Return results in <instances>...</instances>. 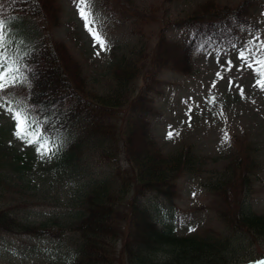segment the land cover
<instances>
[{"label": "trees", "instance_id": "16d2710c", "mask_svg": "<svg viewBox=\"0 0 264 264\" xmlns=\"http://www.w3.org/2000/svg\"><path fill=\"white\" fill-rule=\"evenodd\" d=\"M176 1L180 0H163L165 4ZM257 2L239 0L228 5L204 0L189 13L159 25L145 55L121 59L113 66L115 86L110 94L90 90L80 61L64 41L53 36L62 20L60 0H0V15L8 22L14 40L12 55H23L21 72L30 80L11 94L19 93L40 120L41 131L62 145L47 158L53 171L73 184L87 185L81 187L74 216L55 226L23 220L0 203V235L59 240L71 233L77 242L68 264L261 262L264 215L251 211L244 200L250 174L258 167L248 147L240 148L233 137L237 150L226 166L231 176L218 189L213 186L221 203L219 220L224 223V233L211 242V229L179 235L173 224L180 196L178 180L184 172L195 169L192 146L183 145L172 157L151 134L160 74L167 70L193 74L198 54L240 47L245 32L252 27ZM133 4V0H106L116 21L136 20L143 14L151 24L154 14L144 13ZM119 13H123L121 18ZM29 20L38 21L36 28L27 26ZM171 29L182 31L183 40L169 37ZM19 38L25 41L16 54ZM140 77L143 83L137 92ZM2 120L0 115V125ZM37 156L33 145L20 149L0 136V163L18 169ZM87 161H96L100 170L90 175ZM6 173L0 172V181ZM151 198L161 205L153 204ZM236 235L246 241V246L239 239L233 240ZM253 243L256 251L251 248Z\"/></svg>", "mask_w": 264, "mask_h": 264}, {"label": "rangeland", "instance_id": "374dc122", "mask_svg": "<svg viewBox=\"0 0 264 264\" xmlns=\"http://www.w3.org/2000/svg\"><path fill=\"white\" fill-rule=\"evenodd\" d=\"M133 1L140 11L154 14L151 24L146 22L149 18L143 14L136 20L116 21L114 14L110 15L106 0H93L97 28L107 45L104 50L86 30L75 0H60L62 20L53 30V36L71 48L83 67L90 90L96 93L112 94L115 86L113 66L121 59L145 55V48L159 25L189 13L204 0H180L171 4H165L163 0ZM218 1L234 5L239 0ZM122 14L119 13L120 18ZM251 22L252 27L245 32L240 47L228 51L210 49L198 54L193 74L181 75L168 70L160 74L161 88L156 93L151 134L165 154L175 157L183 145H189L196 158L195 169L184 172L178 180L180 196L174 207L173 224L179 235L211 229L208 230L209 241L222 238L221 203L214 187L218 189L231 176L226 166L231 153L237 150L233 137L240 148L248 147L258 165L250 174L245 203L251 211L264 215V90L256 86L258 76L254 71L261 66L250 59L247 61V64H253L250 68L238 58L240 51L250 49L256 59H264V51L258 50L264 46V0H258L253 8ZM37 23L29 20L27 26L36 28ZM168 35L175 40L185 37L182 31L174 29L169 30ZM17 41L20 48L16 54L22 49L21 41L25 40L19 38ZM142 83L140 77L137 92ZM7 107L0 108L3 118L0 136L20 149L29 147L30 144L16 136L15 122ZM87 163L90 175L100 170L96 161ZM8 164L0 163V172H8L0 181L1 204L11 207L23 220L46 221L50 226L74 216L77 200L87 185L81 182L78 186L68 177L61 178L56 170L53 171L48 159L39 154L25 167L16 169ZM150 201L161 205L157 199ZM234 239L246 246L241 236L236 235ZM76 242L77 236L71 233L59 240L0 235V264H68L73 259ZM256 246L253 243L252 250L256 251ZM260 246V251L264 252V244ZM260 259L264 261V256ZM255 261L257 259L250 260L248 264Z\"/></svg>", "mask_w": 264, "mask_h": 264}, {"label": "snow or ice", "instance_id": "6c2138e0", "mask_svg": "<svg viewBox=\"0 0 264 264\" xmlns=\"http://www.w3.org/2000/svg\"><path fill=\"white\" fill-rule=\"evenodd\" d=\"M75 2L78 14L84 21L86 30L99 47L106 50L107 45L105 40L102 39L103 34L97 28L98 21L93 7V0H75ZM13 43L14 40L10 36L8 22L0 15V108L5 107V105L8 106L6 110L11 114L15 122L16 136L25 143L33 145L41 158H50L55 155L62 145H57L55 141H52L41 131L40 120L32 109L19 98V93L11 94L18 86L30 83L29 78L21 72L20 63L23 55H17L15 58L12 55L11 45ZM258 50L264 51V46H261ZM238 58L250 68L253 67V64L261 66L255 68L254 71L258 76L256 86L264 90V59H256L250 49L240 51ZM250 59L253 64H247ZM229 83L231 84L232 82L230 81ZM213 87H215V83H213ZM171 136L172 133L170 132L169 138ZM259 264H264V261L259 262Z\"/></svg>", "mask_w": 264, "mask_h": 264}]
</instances>
